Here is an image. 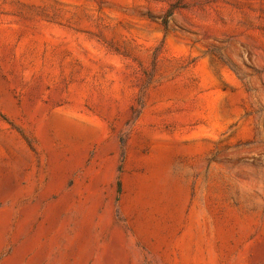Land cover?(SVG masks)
Segmentation results:
<instances>
[{
    "label": "rangeland",
    "instance_id": "obj_1",
    "mask_svg": "<svg viewBox=\"0 0 264 264\" xmlns=\"http://www.w3.org/2000/svg\"><path fill=\"white\" fill-rule=\"evenodd\" d=\"M0 264H264V0H0Z\"/></svg>",
    "mask_w": 264,
    "mask_h": 264
},
{
    "label": "bare ground",
    "instance_id": "obj_2",
    "mask_svg": "<svg viewBox=\"0 0 264 264\" xmlns=\"http://www.w3.org/2000/svg\"><path fill=\"white\" fill-rule=\"evenodd\" d=\"M63 122H70V123H74V124H77L78 125V127H81V128H84L85 127V125L83 124V123H78V122H73V120H69V119H61Z\"/></svg>",
    "mask_w": 264,
    "mask_h": 264
}]
</instances>
